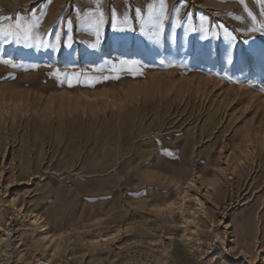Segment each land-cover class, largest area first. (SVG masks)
I'll return each instance as SVG.
<instances>
[{
    "label": "rangeland",
    "instance_id": "374dc122",
    "mask_svg": "<svg viewBox=\"0 0 264 264\" xmlns=\"http://www.w3.org/2000/svg\"><path fill=\"white\" fill-rule=\"evenodd\" d=\"M160 2L0 0V16L39 5L42 39L61 37L0 42L17 65L0 63V264H23L19 239L32 264H264V0H166L156 37ZM120 59L139 70L109 72ZM28 203L45 232L17 215Z\"/></svg>",
    "mask_w": 264,
    "mask_h": 264
},
{
    "label": "snow or ice",
    "instance_id": "6c2138e0",
    "mask_svg": "<svg viewBox=\"0 0 264 264\" xmlns=\"http://www.w3.org/2000/svg\"><path fill=\"white\" fill-rule=\"evenodd\" d=\"M50 3L51 0H48ZM242 2V0H241ZM37 8L40 12V15H37L36 12H31L29 11L27 16H0V42L5 43V44H11V43H21L24 42L27 46L29 47H44V48H53L55 50L56 47L61 45V37L57 34L55 35V41L56 45H50L45 43V41L42 39V36L39 32V28L41 25V17L45 15L46 13L44 12L43 9L39 8V5H37ZM114 13V10H112ZM175 12V24L177 27H181V20H180V12L179 8H174ZM261 15H264V12L261 13ZM135 17H139V11H136ZM149 17L151 19V22L154 27V32L153 35L156 37L162 36L164 31H165V21L168 19V14H167V3L166 0H161L160 2V7L158 11V15L153 17L152 16V8H149ZM188 21V31L190 32H197L199 31L202 33V36L204 39L208 38V33H209V28H208V20L204 17L200 18V25L199 28L195 27L192 25V21L190 17H186ZM88 24L91 28L95 30V40L96 43L100 42V32L102 27L105 24L104 20V12L99 11L98 13V18L95 16L89 14L88 16ZM111 24L112 30L114 32L122 33L128 30V25H129V17L127 15L123 16L121 20H119V23L112 22L111 20L109 21ZM69 27L71 26V21H68ZM256 18L252 17V26L251 27H246V28H241L237 29V31L241 32L242 34L247 32L248 34L254 33L257 31L256 28ZM223 27V26H220ZM260 30H264V26L261 27ZM141 31H143V28H141ZM46 34V33H45ZM226 36L230 37V47L227 52V57L228 60L227 62L231 64L232 61V49H234L235 44V36H232L230 33L226 32ZM70 47V45H69ZM262 54H264V50H262ZM0 63H3L5 65H11L13 68L17 67V65L10 59H0ZM117 64H119L121 67L125 65H130L128 68V71H133V69L139 70V65L136 61H128L125 59H120L118 61H115L112 63L111 67L108 69L109 72H115L117 69ZM35 67V66H34ZM142 74V73H141ZM56 77H60L62 73L59 71V69L56 70V72L53 73ZM63 75L67 76V73H64ZM80 76V73H73L71 78L68 79V84L69 86H73L72 81L75 79L78 81V77ZM116 79H119L120 77L117 76L115 77ZM104 80L109 79L108 76L103 77ZM169 209L176 207L174 204H169L167 206ZM160 211H163V209H160ZM191 223V221H189ZM219 239V237H217Z\"/></svg>",
    "mask_w": 264,
    "mask_h": 264
},
{
    "label": "bare ground",
    "instance_id": "6f19581e",
    "mask_svg": "<svg viewBox=\"0 0 264 264\" xmlns=\"http://www.w3.org/2000/svg\"><path fill=\"white\" fill-rule=\"evenodd\" d=\"M231 4V3H230ZM216 15V14H215ZM146 44V43H145ZM147 45V44H146ZM166 174V173H165ZM186 181V180H185ZM179 183H181V182H179ZM192 181H190L189 183H187L188 185V188H190L189 186H192ZM183 185V184H182ZM181 185V186H182ZM179 191H181V193L183 192L182 190H179ZM185 192V191H184ZM152 193V192H151ZM183 194V193H182ZM181 194V195H182ZM180 195V194H179ZM214 195V194H213ZM199 202H200V200H199ZM198 202V203H199ZM29 204V203H28ZM169 204H171V203H169ZM168 204V205H169ZM201 204V203H200ZM167 204H166V206H164L165 207V209L167 210L166 211V213H170L171 214V212H172V209H169L167 206H168ZM231 205V204H230ZM25 205L24 204H21V206L19 207V208H17L16 209V213H17V215H19V214H23V216H25L26 218H29V225H31V226H34V228H36V229H38L39 230V233L41 234V233H43V232H45V225L43 224V223H46V221H47V219L45 218V216L44 215H40V214H38V213H36V212H34V210L30 207L29 208V206H31V203L28 205V207L27 208H25L24 207ZM222 207V206H221ZM55 219V218H54ZM56 224H57V222L55 221L54 222V225L56 226ZM6 236H9V234H8V232L5 234ZM3 236V235H2ZM188 237H189V235H188ZM53 238V237H52ZM191 238V237H190ZM8 241V240H7ZM7 241H5V247H9V244L10 243H8ZM3 241L1 240V243H2ZM17 243V249H15V250H13V251H17L18 249H21V251L19 252V254H21L20 255V259H23L22 261H23V264H32V262H31V260H28L27 259V257H28V255L30 254V250H29V246H27V245H25L24 243H23V241L21 240V239H19V240H17L16 241ZM251 244V243H250ZM1 245H4V243L3 244H1ZM232 245V244H231ZM15 246V245H14ZM251 246H253L252 244H251ZM11 247V246H10ZM55 247V246H54ZM254 247V246H253ZM3 248V247H2ZM10 250V249H9ZM249 250V249H248ZM253 250V249H252ZM4 252V251H3ZM2 253V252H1ZM18 253V252H17ZM15 254H16V252H15ZM19 254H17V256L19 255ZM245 254H247V255H249L250 254V252L249 251H246L245 252ZM2 255H3V253H2ZM5 256V255H4ZM3 256V257H4ZM45 262V261H44ZM178 262H179V260H178ZM181 263V262H180ZM33 264H41V262L40 261H36L35 263L33 262ZM44 264V263H43Z\"/></svg>",
    "mask_w": 264,
    "mask_h": 264
}]
</instances>
